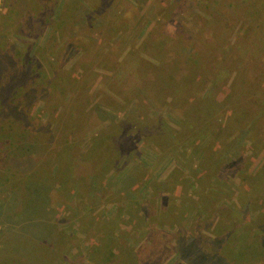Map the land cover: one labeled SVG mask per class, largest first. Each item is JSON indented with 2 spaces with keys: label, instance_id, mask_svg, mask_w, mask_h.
<instances>
[{
  "label": "rangeland",
  "instance_id": "obj_1",
  "mask_svg": "<svg viewBox=\"0 0 264 264\" xmlns=\"http://www.w3.org/2000/svg\"><path fill=\"white\" fill-rule=\"evenodd\" d=\"M83 2L96 11L75 27L58 22L64 0H0V159L28 165L0 215V264H264V25L240 36L264 0ZM207 95L202 141L236 140L200 182L205 149L184 132ZM107 138L127 146L99 149ZM49 233L39 243L59 252L32 257Z\"/></svg>",
  "mask_w": 264,
  "mask_h": 264
},
{
  "label": "trees",
  "instance_id": "obj_2",
  "mask_svg": "<svg viewBox=\"0 0 264 264\" xmlns=\"http://www.w3.org/2000/svg\"><path fill=\"white\" fill-rule=\"evenodd\" d=\"M44 1H46V3H48V4H51V2H53L54 1V5L58 2H60V0H44ZM108 1H110V0H108ZM62 2V1H61ZM89 4V3H88ZM181 4V3H180ZM87 4L85 3V2H83V0H64V4H63V7H62V10H60L59 11V13H58V15H56V17L58 18V22H59V24L62 26L63 25V23L65 22V23H67L66 21L67 20H70L71 22H73L72 24H70V26H72V25H74L75 27L77 26L75 23H74V16H82V15H84V13L82 12L83 10H84V7H86V12H87V22H89V19H88V14L89 13H92L93 11H96V10H93V8L95 7L94 5H93V7H91L90 6V8L88 7V6H86ZM262 6H264V4L262 5ZM81 7H82V13H80V15H78V13H76V11L77 10H80L81 9ZM252 9H249V10H247L246 11V13H248V12H250ZM78 12V11H77ZM98 12V11H97ZM96 12V13H97ZM49 15H53V14H48V16ZM92 15V14H91ZM90 15V16H91ZM99 15H94V13H93V16H91V20H92V22H91V24H96V25H99V22H100V18L98 17ZM214 16H216V14L214 15ZM219 17H214L213 19H212V21H214V22H222V21H219L218 19H220L221 20V18L223 17V15L221 14V15H218ZM249 21H248V25H247V27H241V29H242V35L240 34V36L241 37H243V38H246V39H248V38H256V34H257V30H258V32H260V34L262 35V33L263 32H261V27H262V25H264V7L263 8H261V9H259V10H257V11H252V12H250L249 13ZM51 17V16H50ZM86 17V16H85ZM52 18V17H51ZM258 18V22L256 23V19ZM185 20V22H186V24H188L187 23V21H186V19H184ZM52 21V20H51ZM85 22V21H84ZM122 22H124V21H122ZM175 21H171V23L173 24ZM49 24H50V27H54L56 24H55V22L53 23V22H48ZM103 24H105L104 22H103ZM41 25V24H40ZM102 25V24H101ZM107 27L109 28V23H107ZM174 26V25H173ZM177 26L179 27L178 29L177 28H175V30H179V31H183V29H184V26H181L180 24H177ZM34 28H35V26H33ZM83 27H84V24H83ZM175 27V26H174ZM190 27V26H189ZM67 28V25H65L63 28H62V30L63 29H66ZM110 28L111 29H117L118 28V25H113V26H110ZM191 29V28H190ZM69 30L70 31H73V29H70L69 28ZM187 29L185 28V30H184V32L186 33L187 31H186ZM183 33V32H182ZM263 36H264V33H263ZM146 40H147V38L145 39V38H143L142 39V41H141V43L142 44H144V43H146ZM35 52V51H34ZM31 69H34L35 71H38L40 74L38 75V76H40L41 75V73H42V70H43V67L42 68H40V69H38V70H36L35 69V66H33V67H31ZM59 73H60V71H59ZM165 70L162 68L159 72H158V75L157 76H160L159 77V79L160 80H162V81H164V77H165ZM42 75H47L46 74V72L44 71L43 73H42ZM42 75H41V77H42ZM156 76V77H157ZM191 75H187V78H184V80L183 81H185V82H187V83H191L192 84V86L190 87V88H193L194 90H192L191 92H196V83H198V79L196 78V77H192ZM46 79V78H45ZM44 79V80H45ZM173 79H175V78H172L171 80H173ZM48 80H51V79H48ZM186 83V84H187ZM171 87H173V88H176V89H178L174 84H172L171 85ZM196 96V95H195ZM195 98V100H197V97H194ZM199 98V97H198ZM204 104H201L200 103V105H198V106H193L194 104H192V108L191 109H193V110H195L196 108H198V107H200V109H202V110H200V109H197V110H195V112L197 113V116H195V115H192V116H194V117H196L195 118V120H193V122L191 123L192 125H190V126H188L187 128H186V131L184 132V134L186 135H192V136H194V137H200V139H199V141H198V143H196V146H193L192 148L195 150V151H197L198 150V152L199 151H201V149H205V151L203 152V154L201 155V157H200V159H199V167H198V170L196 171V179H200V182L201 181H206L207 179H210V178H213L214 176H216L218 173H220V171L222 170V167L224 166V164H225V161H224V159H223V156H224V154H223V150H225L226 151V149L233 143V142H235V140H236V138H234V136L233 135H228L227 137L225 136V137H223L222 138V141L220 142V145L219 146H217L215 143H214V141H212V140H209V142L207 143V144H205L206 143V141H202V140H204V139H206L207 137V135H208V131L206 130V129H204V127L202 126L201 128H200V122H203L204 121V117H208V115L206 114V109L207 108H212L213 109V111L216 109V107H217V103H216V101L213 99V98H211L210 97V95H207L205 98H204ZM187 101V100H186ZM210 101H212L211 103H209ZM202 106H204V108L202 107ZM234 108H235V104H234ZM217 110V109H216ZM235 111H237V110H235ZM256 114H259V113H256ZM232 115V114H231ZM234 123H236V122H234ZM198 128H196V127ZM107 131V130H106ZM226 133L228 134L229 133V129H226ZM214 134H216L217 135V137L216 138H219V137H221L223 134H221L220 132H214ZM102 135V133L100 134V135H95V137L92 139V140H95V139H97V138H99L100 136ZM204 136L206 137V138H204ZM211 136H213V134H211V135H209L208 136V139L210 138V139H213ZM201 140V141H200ZM68 141L66 140V143H67ZM95 142V141H94ZM106 142V143H105ZM118 142H121L122 143V145H125V146H127V144L125 143V139H122V140H116V139H111V140H109L108 141V138H107V140L106 141H104L103 143H105V144H103V146H99L100 148L99 149H104V150H106V148L108 147V146H111L112 148H113V151H116L115 149H114V146H115V144L116 143H118ZM95 153V152H94ZM93 156L95 157V154H93ZM95 158H98L97 156L95 157ZM18 164H21L22 165V167L24 168V159L23 160H21V162L20 163H18ZM239 166V165H238ZM262 166H264V164L262 165ZM227 169V168H226ZM239 170H243V166L242 165H240L238 168H237V171H239ZM226 171H229V173L230 174H232L231 172V170L228 168ZM262 173H264V167H262V169L259 171V173H258V175L260 176ZM254 178V180H256V177L254 176L253 177ZM219 179V178H218ZM31 192V191H30ZM33 192V191H32ZM29 196H31V195H29ZM17 199H19V198H17ZM16 200V199H15ZM12 212H13V210H12V208L10 209ZM263 226V225H262ZM58 232H60L59 230H58ZM52 234H54V232H52ZM57 236V235H56ZM53 238V236L49 233V234H47L45 237L44 236H42V237H40V238H38V241H34V243H32L31 245H30V248H32L31 249V256L32 257H34L33 256V252H34V250H35V248H37V254H39L40 252H44V254L46 253H52V254H57V252H59V250H57L56 251V246H53V245H50V246H47V245H44V244H41V243H39L40 241L42 242L43 241V243L46 241V240H51ZM51 241H53V240H51ZM14 245L15 244H10L9 245V248H14ZM41 245V246H40ZM43 245V246H42ZM53 246V247H52ZM8 252H10V253H12L11 251H8ZM259 252H260V257L259 258H262V259H264V247H261V251L259 250ZM45 254V255H46ZM40 255H41V253H40Z\"/></svg>",
  "mask_w": 264,
  "mask_h": 264
},
{
  "label": "crops",
  "instance_id": "obj_3",
  "mask_svg": "<svg viewBox=\"0 0 264 264\" xmlns=\"http://www.w3.org/2000/svg\"><path fill=\"white\" fill-rule=\"evenodd\" d=\"M14 133V132H13ZM22 133V132H21ZM0 162H1V165L3 166V167H10V171L8 172H5L6 173V175H3V180L5 181V184L0 188V197H1V194H3L5 197H3V199H4V202H3V204H2V206H0V215L2 214V213H5L6 211H8L9 210V208H10V204L15 200V199H17V198H20L21 197V195H20V185H14V183H12L13 181H14V177H15V175H17V174H19L20 173V176H21V173H25V170H27L28 168V165H26L27 163L25 162L24 163V168L22 167V165L21 164H18L20 161L19 160H17V161H15V159L13 160V161H11V163H10V165L9 164H7V163H4L1 159H0ZM4 170V169H3ZM20 171V172H19ZM1 180V179H0ZM19 181V180H18ZM8 188V189H7ZM5 189H7V190H5ZM1 191H2V193H1ZM7 193H9L8 195H7ZM0 220H1V218H0ZM0 224H1V221H0ZM8 230V229H7ZM9 231V235H10V237H9V239H10V243H9V245L10 244H15V243H12L11 242V239L13 238L12 236H13V234L10 232V230H8ZM1 243V245H0V248L1 247H4V243H2V239H1V241H0ZM10 253V252H9ZM10 254H13V252L12 253H10ZM0 257H1V254H0ZM12 259L10 258V259H8L7 261H11ZM16 260H14V261H12L11 262V264L12 263H14Z\"/></svg>",
  "mask_w": 264,
  "mask_h": 264
},
{
  "label": "bare ground",
  "instance_id": "obj_4",
  "mask_svg": "<svg viewBox=\"0 0 264 264\" xmlns=\"http://www.w3.org/2000/svg\"><path fill=\"white\" fill-rule=\"evenodd\" d=\"M9 134V133H8ZM4 151V150H3Z\"/></svg>",
  "mask_w": 264,
  "mask_h": 264
}]
</instances>
